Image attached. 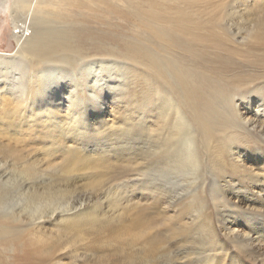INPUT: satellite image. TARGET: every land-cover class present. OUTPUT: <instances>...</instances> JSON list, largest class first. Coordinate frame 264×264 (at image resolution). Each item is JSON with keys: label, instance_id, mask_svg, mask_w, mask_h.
<instances>
[{"label": "bare ground", "instance_id": "obj_1", "mask_svg": "<svg viewBox=\"0 0 264 264\" xmlns=\"http://www.w3.org/2000/svg\"><path fill=\"white\" fill-rule=\"evenodd\" d=\"M240 1L241 11L253 12V0ZM237 4L234 3L232 15L240 14ZM226 5L224 0H15L13 8H28V13L22 24H18L20 30L12 36L18 55L12 59L0 55V264H12L9 253L17 250L25 235L31 232L22 217L42 212L41 207H32L31 198L49 195L50 191L60 195L70 193L75 173L87 171L89 167L94 170L93 175L100 174L103 165L96 168L91 165L95 159H103L109 166L112 152L107 150V145L117 140L133 135L154 138L152 154L148 152L149 147L142 150L125 146L114 151L123 152L122 159L131 163L130 159L143 160V169L140 168L143 172L137 171L143 175L155 168L161 170V176L167 172V177L171 178L181 171L179 167L196 166L203 156L216 176H228L226 160H231L233 153L232 146L227 144H239L242 137L237 133L229 134L228 131L235 128L222 126L207 112L205 103L199 102L210 99L211 92L217 87L222 86L224 97L236 89L232 75L227 76L228 85L223 84L230 71L223 57L235 48L223 35ZM258 29L251 30L250 35L258 41L264 40V32ZM201 46L211 51L217 49V52L202 53ZM113 63L119 68V78L125 80L124 86L132 85L135 89L137 86L139 91L136 89L137 93L128 98L125 107L122 99L115 103L116 107H123L126 121L111 130L103 118L112 103V94L104 91L111 86L109 74ZM51 72L63 75L66 82L63 89L54 90L48 85L46 80L52 76ZM151 100L154 103L147 107ZM140 111L148 115L149 120H144ZM91 116L99 121L97 126L91 124ZM94 135L101 137L98 140L101 148L90 152L83 144ZM149 158L154 161L149 163ZM258 158L264 164V152L258 154ZM121 168L122 175L130 174L126 164ZM244 176L251 186L259 185L261 179L264 183L263 174L259 176L248 171ZM218 183L214 181L211 190L223 197L225 192ZM152 184L151 199L171 194L164 185ZM235 188L236 185H231L230 191L233 193ZM120 192L122 201L126 191ZM188 197L191 208L183 209L181 216L190 210L199 211L204 203L199 191ZM157 205H153V209ZM150 207L135 206L137 220L131 225L134 229L128 227L129 235L136 233L139 239L140 234L134 230L141 224L150 232L152 240L151 223L146 217ZM62 208L58 206L53 215ZM194 218L182 226L169 227L172 237H177L185 250L192 246V241L195 245L203 243L205 235H196L211 228L207 215L199 212ZM43 220L40 218L38 223ZM61 222L64 231L75 226L69 218H63ZM97 222L98 218L90 215L84 225L77 228ZM229 223L232 225L224 229L229 231L228 237L236 248L249 253L255 242L264 246V233L255 227L261 223L248 221L242 225L235 219ZM150 243L145 249L143 245L138 251L128 252V256L123 252L125 261L138 264L141 260L153 262L169 257V253H158L160 246L156 247L153 240ZM133 245H130L132 249Z\"/></svg>", "mask_w": 264, "mask_h": 264}, {"label": "rangeland", "instance_id": "obj_2", "mask_svg": "<svg viewBox=\"0 0 264 264\" xmlns=\"http://www.w3.org/2000/svg\"><path fill=\"white\" fill-rule=\"evenodd\" d=\"M224 2L227 5L223 17L224 21L222 22L225 32L223 35L228 39V44L230 43L229 45L235 48L233 54L229 53L223 57L226 62L225 66L230 69L223 80V84L228 85L227 76L231 77L232 75L235 78L233 80H235L234 86L236 89L232 94L229 92L227 94L224 90L226 93L224 97L221 93L223 92L222 86L221 88L217 87L211 92L210 99L205 97L206 99L199 100V102L205 103L207 112L213 114L214 119H218L222 126L229 129L235 128V130L228 131L229 134L237 133L242 137V142L239 144H227L230 148L232 146L233 153L232 159L226 160L228 176H216L213 169L207 164L208 159L203 156H200L196 166L187 164L179 167L181 171L175 172L174 176L171 177L172 179L167 177V172V175L161 176V170L155 168H152L148 175L146 173L143 175L137 172H143L140 169L143 166V160L130 159L133 161L131 163L122 159L121 154L123 152L121 153L118 150L114 153V151L125 146H134L142 150L149 147V151H146L152 154L154 148L151 144L154 143V138L133 135L128 139L117 140L116 143L107 145V150L112 152V157L108 159L109 166L103 163V159L93 161L94 163L91 165L93 168L103 165L104 169L102 168L100 174L93 175L94 170L89 167L87 171L75 173L76 178L72 187H70V193L65 192L60 195L50 191L49 195L39 196L38 199L31 198L32 207H41L42 212L36 213L32 217H22L24 221H27L26 225L31 228V232L25 235L22 245L17 250L10 252H14L13 254L9 253L13 258L12 264H125V262L126 264H133L132 261H125L123 252L128 256L132 252L142 249L143 245L145 249L152 244L150 243L152 240L153 243L157 244L156 247L160 246L158 253H169V257L167 255L166 258H158L153 262L141 260L138 264H205L206 262L208 264H264L262 261L264 256H261L264 251L262 244L255 242L252 247L250 246L249 253H244L240 248L235 247L230 237H228L229 231L224 229L225 226L230 227L232 224L229 222L235 219L242 222V225L248 221L252 222L251 224L261 223L255 225V227L256 230L258 229L264 233L263 179L260 178L261 183L259 185L254 184L252 186L249 184V180L248 182L244 180V174L248 171L254 175H264V164L258 158V154L264 152V100H262V91L264 90V40L258 41L250 35V31L257 28L264 32V0H253V12L250 14L241 11L243 7H241L240 0H224ZM233 2H238L236 7L240 11L239 15H232L231 13L234 6ZM14 3L15 0H0V55L8 59L18 55V49L12 36L20 30L18 26L22 24L23 18L28 13V8L21 9L22 11L20 9L16 10L17 7L13 8ZM16 24L17 28H15ZM30 31L32 30L30 29ZM201 48L202 53L209 52L213 54V52H217V49L211 51L205 46H201ZM118 72L117 64L113 63L109 74L111 77L109 86H111L104 91L108 95L111 93L115 98L108 99L112 103H110L108 110L106 109L107 112L103 118L110 129H116L117 126L126 121V117L123 115V107L129 101L128 98L139 91L137 86V91L132 85L126 84L124 86L125 80L123 82L122 78H119ZM54 73L46 80L49 83L48 85L54 90H57L58 87L63 89L66 86L63 75L59 72ZM3 79L6 78L3 77ZM231 87L233 86L231 85ZM153 98V100H156V97ZM119 99H122L123 107L115 106ZM153 100L149 101L151 104L148 105L147 103V107L152 106ZM139 113L144 120H149L148 115L141 113V111ZM220 115L222 116L220 117ZM89 120L93 126H97V123H99L93 116L89 117ZM92 137L89 136L83 145L88 151L96 152L101 148L98 141L101 137L99 138L96 135ZM222 144L225 146L224 142ZM197 145H200L199 141H197ZM180 146L186 147L182 144ZM198 151L200 153L201 148L198 147ZM152 161H154V158H149L148 162L152 163ZM124 164L130 167V174L122 175L121 166ZM239 165L244 166V169H239ZM155 170L158 172H155ZM142 181L147 183H142ZM214 181L219 182L218 185L223 188L226 197H218L217 194H213L211 184ZM152 183L164 185L169 192L171 191V194L162 195V198L159 199H151L149 190L153 189L154 185ZM144 184H146V187H144ZM231 185H236L233 193L230 191ZM173 189L175 190L174 193L172 192ZM120 191H126L122 195V201L120 200ZM198 191L204 201L199 211L198 209H194L196 210L194 212L190 210L185 216H181L180 212L183 209L186 207L191 208V199L188 195ZM31 197H34V195L32 194ZM115 203L118 206L113 205ZM138 204L152 206L148 209V215L146 216L148 222L151 223L152 240L150 232L141 224H139L138 229L136 228L137 230H134V232L137 231L140 234L139 239L136 238V233L133 232L134 235L128 233V227L131 230L134 229L131 225L137 220L135 218L137 215L135 206ZM53 205L54 209H52ZM153 205H157L156 209H153ZM58 206L63 207V211L58 209L56 211L57 215H53V211ZM199 212L207 215V221L211 228L196 235L197 237L201 234L205 235V243L195 245L192 241V246L190 245L185 250L179 239L172 237L169 227L173 228V225L182 226L187 224L193 221ZM59 213L62 214L58 215ZM90 215L98 218L96 225L77 228L84 225ZM62 217L72 220L71 223L75 225L72 230H63ZM161 217H164V220H160ZM40 218L45 219L41 224L38 223ZM224 223L227 224L224 225ZM165 224L166 226H164ZM237 233L234 234L237 235ZM196 236L194 239H197ZM126 243L130 244L127 246ZM132 244H134L133 249L130 246Z\"/></svg>", "mask_w": 264, "mask_h": 264}]
</instances>
